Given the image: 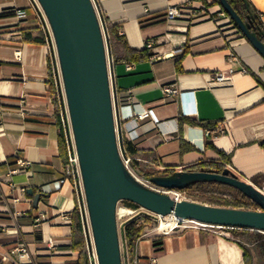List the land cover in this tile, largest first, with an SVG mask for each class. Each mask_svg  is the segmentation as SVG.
Wrapping results in <instances>:
<instances>
[{
  "label": "crops",
  "instance_id": "obj_1",
  "mask_svg": "<svg viewBox=\"0 0 264 264\" xmlns=\"http://www.w3.org/2000/svg\"><path fill=\"white\" fill-rule=\"evenodd\" d=\"M213 1L97 0L122 36L113 44L116 57L123 58L124 46L142 51L152 40L145 59L110 58L116 115L125 135L136 136L131 142L141 171H181L223 154L226 168L250 182L264 175V58ZM248 1L264 21V0ZM170 6L181 10L173 20L165 17ZM39 20L34 0H0V258L7 264H90L83 231L73 233L80 198L70 181L59 183L65 159ZM229 68V82L210 81L211 73ZM172 84L182 96H164L162 88ZM144 112L149 116L136 118ZM218 125L222 133L213 130ZM16 156L28 165L19 166ZM257 188L264 192V181ZM33 195H39L35 205ZM155 236L145 230L137 242V264H244L228 233L178 227L162 234L159 252L151 243ZM22 241L27 255L19 261L10 251Z\"/></svg>",
  "mask_w": 264,
  "mask_h": 264
},
{
  "label": "water",
  "instance_id": "obj_2",
  "mask_svg": "<svg viewBox=\"0 0 264 264\" xmlns=\"http://www.w3.org/2000/svg\"><path fill=\"white\" fill-rule=\"evenodd\" d=\"M49 25L60 68L90 228L88 242L96 264H122L116 223L119 201L132 203L160 217L172 215L177 224L245 229L264 234V192L229 169L175 171L149 182L162 189L183 190L198 182H216L240 191L259 209L214 207L176 200L136 179L124 165L113 114L110 69L105 38L92 0H36ZM237 31L264 58V42L249 31L226 0H218ZM109 55V54H108ZM111 59L109 57V64ZM116 125L119 123L116 115ZM32 194L31 190H27ZM39 195H33V205Z\"/></svg>",
  "mask_w": 264,
  "mask_h": 264
},
{
  "label": "trees",
  "instance_id": "obj_3",
  "mask_svg": "<svg viewBox=\"0 0 264 264\" xmlns=\"http://www.w3.org/2000/svg\"><path fill=\"white\" fill-rule=\"evenodd\" d=\"M205 2V0H203ZM97 12L104 30L105 41L108 47L109 56L113 62L119 61L120 59H124L125 61H137L142 60L148 57L145 53V48L142 51H133L130 50L127 46H124L125 55L123 58H118L114 55L113 52V44L114 43H122V36L118 34V26L111 24L109 20L104 16L102 11L98 6L97 0H94ZM226 2L230 5L232 10L238 15V17L246 24L249 25V31L256 35V37L264 42V21L262 20L261 14H259L253 5L248 0H226ZM212 4H216L220 7L221 11L225 16L229 18V16L224 11L218 0H214ZM230 19V18H229ZM230 23L237 28L234 21L230 19ZM51 91V89H50ZM207 127V126H206ZM119 138V149L124 158H129V165L136 170V156L138 155V151L135 148V145L129 141L121 131ZM262 148L264 149V144H262ZM59 151L60 154L66 161V151L64 146V140L62 133H59ZM221 155L220 161H204L198 162L192 165H189L183 168V171L187 172H198L200 170H217L219 173L226 169V165L228 164V160L225 158L223 154ZM223 159V160H222ZM140 176L145 180H150V178L155 176H169L175 170L173 169H165L161 171H153V172H142L139 170ZM239 178V177H238ZM240 179V178H239ZM264 181V175H256L251 178L250 182L259 187ZM223 190L229 191L227 194V198H217V195L221 194ZM176 191H187V192H199L203 194H207V197L203 198V203L206 205L214 206V207H222V208H232V209H244V210H257L259 207L244 196L240 191L228 187L226 185H222L216 182H198L189 185L187 188L183 190ZM130 207H137L136 205L127 202ZM260 210V209H259ZM73 219L75 221L73 227V233L82 231L81 222L78 214L77 205L72 213ZM149 220L145 217H137L132 218L127 221L122 229L123 238L126 240L129 247L132 246L134 240L140 236H142L145 232V227ZM229 232L232 233L233 236H239L242 240H236L235 242L241 247L243 251V262L244 264H253L252 254L248 245L253 241L261 242V245L264 246V234H261L256 231L245 230V229H230L227 228ZM79 246V251L86 255V248L84 245V241ZM152 246L155 248V252H159L160 246L162 244V236H155L151 238ZM262 261L264 262V251L262 252Z\"/></svg>",
  "mask_w": 264,
  "mask_h": 264
},
{
  "label": "built area",
  "instance_id": "obj_4",
  "mask_svg": "<svg viewBox=\"0 0 264 264\" xmlns=\"http://www.w3.org/2000/svg\"><path fill=\"white\" fill-rule=\"evenodd\" d=\"M36 3V6L38 7V10L40 11V20H39V25L40 28L43 32L44 36V43L48 48V67H49V87L52 90V96L55 100L56 104V119L59 124L60 132L62 133L63 140H64V146H65V151H66V161L63 167V172H62V178L59 180L60 184L65 183L66 181H70L73 186L74 192L79 196L80 198V203H78V212H79V218L81 222V228L83 233H90V228L88 224V219H87V214L85 210V203H84V197H83V190H82V184H81V178H80V172H79V166H78V159H77V154H76V149H75V144H74V139H73V134L71 130V125H70V120H69V115H68V110H67V105L65 101V96H64V90H63V84H62V78H61V73H60V68L58 64V59H57V54L55 50V45L53 41V37L49 28V25L47 23V20L38 5L37 1L34 0ZM94 1V0H92ZM210 4V2H208ZM95 9L97 11L95 2H94ZM204 9V6L202 7ZM217 13L218 14H224L220 7L217 8ZM16 16L18 17H23L24 16V11L23 10H16L15 11ZM181 15V10L179 7H174L170 6L166 9L165 11V17L168 20H173ZM99 16V15H98ZM100 20V19H99ZM101 22V21H100ZM233 25H231L232 27ZM234 28V26H233ZM237 30V29H236ZM235 30V32H237ZM103 36L105 38V34L103 31ZM152 47V40H147L144 42V48L145 49H150ZM233 70L231 68L227 69V71L224 72H214L211 73L210 75V81L214 84H219V83H225L229 82L231 75L233 74ZM241 72H245V70H241ZM162 92L164 96L167 97H174V96H182L183 92H179L175 86L172 85H166L162 88ZM149 116V112H144L142 114H138L136 116L137 119H144ZM118 123H119V134H121V127H120V117L117 118ZM213 130L216 132L222 133L224 131V126L223 125H218L216 126ZM212 130H207L206 134H209ZM123 132V131H122ZM128 136L125 135L123 132L124 136L129 140L133 141L136 136L132 137L130 135V132H127ZM16 158V163L21 166H27L28 162H25L21 159H19L17 156ZM124 165L128 169V164H129V158H124L122 157ZM231 170V169H230ZM232 171V170H231ZM17 172V169H13L10 171L11 174H14ZM180 192V191H179ZM173 194L172 198H175L176 200H181L180 195L176 192L171 191ZM118 217L117 214V208H116V219ZM160 217V216H158ZM161 218H166V217H161ZM39 222V220H37ZM191 224H194L193 228H198V229H208L211 227H207L204 225H199L193 222H188ZM124 226V225H123ZM218 228V227H214ZM123 229V227H122ZM223 229V228H219ZM174 230V229H172ZM170 230L169 232H171ZM169 232H163V234H168ZM90 238V236L88 237ZM141 239V236L136 238L134 242L132 243V246L129 247L126 240L123 238L120 239V254H121V262L122 264H137V257L135 255V248L137 245V242ZM87 243V240H86ZM53 246L52 242H48V249H50ZM92 247V246H91ZM87 251L89 253L90 251V245L87 243ZM93 251V248H92ZM11 254L16 253L19 256V261L21 257H25L27 255V248L26 245L23 242H19L11 251ZM94 251L92 252V255L94 257L95 263H96V257L95 254H93ZM90 257V254H89ZM7 258L5 256H1L0 258V264H7ZM12 264H19L17 263H12Z\"/></svg>",
  "mask_w": 264,
  "mask_h": 264
},
{
  "label": "rangeland",
  "instance_id": "obj_5",
  "mask_svg": "<svg viewBox=\"0 0 264 264\" xmlns=\"http://www.w3.org/2000/svg\"><path fill=\"white\" fill-rule=\"evenodd\" d=\"M93 4H94V1H93ZM98 13V12H97ZM106 41H105V52H106ZM109 53L106 52V57H107V66H108V69H110V64H109ZM111 62V61H110ZM111 98H112V106H113V114L115 116V128H116V133L117 135L119 134V131H118V128H117V125H116V105H115V98L112 94V90H111ZM138 170H136L135 168H132L129 164H128V170L129 172L136 178L138 179L142 184H144L145 186L151 188V189H154V190H157V191H161V192H165V193H168L171 197H173V194L171 193V191H168V190H165V189H162L160 187H157L155 185H153L152 183H150L148 180H145L144 178H142L140 176V168H137ZM144 172V171H142ZM259 189V188H258ZM173 192H176L180 195V198L181 200H187V201H191V202H195V203H200L202 204L204 201H203V198L204 197H207L208 195L207 194H203V193H199V192H187V191H176V190H173ZM229 193V191L227 190H223L221 194L217 195V198H227V194ZM206 205V204H205ZM122 208V209H127L128 211H130V213H127L125 215H123L122 217H117L116 219V223H117V230H118V238H119V244H120V239L122 238V227L123 225L131 220L132 218H137V217H145L149 220V222L147 223L146 227H145V230L149 233V234H157L158 236L163 234L162 231H159L157 230L158 228V225L160 223V219L161 217H158L157 215L155 214H152L140 207H130L128 206L127 202L125 201H119L117 203V208ZM86 210V209H85ZM194 224H191V223H180L179 224V228H187V227H193ZM177 229V228H176ZM208 229H212V230H216V231H219V232H224V233H228V236L229 237H232L233 239H236V240H242L239 236H232V233L228 232V229L226 228H223V229H219V228H208ZM175 230V229H174ZM173 231V230H172ZM84 235V238L85 240L88 241V237L90 236V233L88 235V233H83ZM24 242V241H22ZM25 243V242H24ZM89 243V242H88ZM26 244V243H25ZM248 248L250 249L251 251V254H252V259H253V264H264V262L262 261V252L264 251V246L261 245V242L259 241H253L251 244L248 245ZM92 247H90V251H89V254H90V257H89V261H90V264H96L95 263V260H94V257L92 255ZM94 254V253H93Z\"/></svg>",
  "mask_w": 264,
  "mask_h": 264
},
{
  "label": "bare ground",
  "instance_id": "obj_6",
  "mask_svg": "<svg viewBox=\"0 0 264 264\" xmlns=\"http://www.w3.org/2000/svg\"><path fill=\"white\" fill-rule=\"evenodd\" d=\"M130 213L127 209H122V208H117V214L118 217H122L123 215ZM181 223H188V222H181ZM179 227V224H177L176 219L172 216L169 215L166 218H161L160 223L158 225L157 230L162 231V232H169L172 229H176Z\"/></svg>",
  "mask_w": 264,
  "mask_h": 264
}]
</instances>
